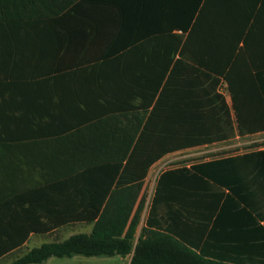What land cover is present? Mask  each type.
I'll list each match as a JSON object with an SVG mask.
<instances>
[{
    "label": "crops",
    "instance_id": "0c3cea01",
    "mask_svg": "<svg viewBox=\"0 0 264 264\" xmlns=\"http://www.w3.org/2000/svg\"><path fill=\"white\" fill-rule=\"evenodd\" d=\"M58 1L64 9L57 16L15 29L22 31L14 38L0 39V72L19 74L0 75V85L10 81L13 89L2 94L9 101L0 108V127L14 132L12 137L19 130L31 136L25 141L0 142V201L16 203L9 211H32V217L38 213L37 217L50 218L49 224L59 228L53 232L88 228L77 235L89 234L96 219L60 223L64 211L118 209V200H125L128 193L136 195V200L125 232L142 198L143 204L133 233L125 237V256L85 258H117L123 264H186L199 249L212 257L228 255L264 264V154H255L264 147L161 170L164 158L183 150L175 151L150 165L140 188L137 182L124 185L125 176L119 180L128 135L140 120L146 122L158 99L163 108L150 122V132L160 130L163 114L168 118L169 138L177 136L172 117L179 112L178 90L176 84L162 89L178 58L180 38L200 30L201 47L192 44L191 49H206L216 37L219 47L231 44L236 51L242 50L247 67H264V0ZM114 3L122 5L123 14ZM194 3L198 4L196 12ZM119 34L125 46L115 42ZM115 49L117 55L112 53ZM217 79L215 92L197 87L184 92L183 113L194 116L187 120L191 139L206 140L185 150L210 153L213 147H236L264 134L256 127L244 133L241 128L244 119L252 129L257 115L264 113V104L260 109L256 103L243 107L239 100L237 117L226 81ZM243 93H250L251 100L264 96L259 90ZM54 134L66 140L51 148L49 138ZM155 138H142L140 148L155 147ZM218 160L209 166L211 170L192 168ZM63 162L89 165L55 179L63 173ZM115 166L117 176L103 197ZM148 180L153 186L146 202ZM145 228L161 233L142 234ZM32 236L40 235H30L25 244Z\"/></svg>",
    "mask_w": 264,
    "mask_h": 264
},
{
    "label": "trees",
    "instance_id": "16d2710c",
    "mask_svg": "<svg viewBox=\"0 0 264 264\" xmlns=\"http://www.w3.org/2000/svg\"><path fill=\"white\" fill-rule=\"evenodd\" d=\"M114 5L118 11L123 14L122 5L119 3H114ZM197 5V3H194L195 12L197 11ZM63 9L64 5L58 0H0V39L9 40L14 38L19 31H22L15 29H23L24 26L29 24L34 23L36 25L37 23L51 19L57 16ZM123 38V34H119L115 38V42L124 44L125 46ZM182 39L183 38H180L178 41V58L172 64L162 89V92H164V89L166 90L171 84H176L178 90L179 112L175 118L172 117L175 119L172 123L177 125V136L176 138L173 136L171 139L169 138L167 130L168 118L163 116V114L160 115V130H156L155 134L150 132V122L156 118L160 110L159 108H163L161 99H158L154 103L150 113H146L148 114L146 122L143 124V120H140L137 128L128 135L129 141L125 146L124 155L125 167L119 178L121 181L125 176L124 185L137 182L136 185L140 188L150 165H152L155 160L163 157L167 153L188 149L192 147L191 144L206 141L201 138L197 140L191 139L190 130L192 127L187 120L194 118V116L183 113L186 107L185 90L190 91L197 87V89H200L202 92H215V88L218 84L217 78L223 77L227 83L229 93L231 94V100L237 117H240L238 114V107L236 106V102H239V100H241V106L243 107L249 106L250 103H256L255 105L260 109V106L264 104V96L260 98L257 97V100H251L249 98L250 93H246V95L243 93L245 91L249 92V89L256 92L259 90L264 93V67H247L244 62L242 50L236 51L235 45L231 44L221 48L217 43L216 37H212L206 49H191L190 46L192 44H199V47H201L200 30H192L184 40ZM232 39L231 37V41ZM117 52L118 50L115 49L112 53L117 55ZM164 73L162 75H165ZM1 74L8 78L19 75L15 71H2L0 72V75ZM251 75L254 76L251 81L242 79L244 76ZM188 78H192L193 81H190ZM207 80H210V83L205 86ZM9 82L10 81H6L5 84L0 85V108L9 101L8 98L2 95L3 92L13 91V89H11L12 84ZM252 94L258 96L257 93ZM163 96L164 94H161V98H163ZM6 106H8V104H6ZM0 118H2V116H0ZM20 118L23 117L21 116ZM186 124L188 125V131H186ZM254 127H256L259 132L264 131V113H259L257 115V122L252 126V129H249L248 121L246 125L244 124L243 119V127L241 126L242 133H244V131H254ZM138 131L140 134H138L139 136L137 138ZM13 134L14 132L0 127V142H8L11 139L25 141L31 138L26 130H19L16 132L15 137H12ZM150 136H156L155 147H146L144 150L141 149L139 144L142 138L146 137V140H149L148 137ZM49 139L51 148H56L63 144L66 137L54 134ZM62 147H65V145ZM255 154H264V150L255 152ZM218 163H220L219 160L207 164H197L192 168L199 171L211 170L210 168L212 167L209 166ZM88 165L89 163L84 162L74 164L63 162L60 167L63 173H60L58 178H54L62 179L71 173L73 174L80 170L84 171L87 169ZM118 170V167L115 166L109 183L110 186H107V190L103 197L105 194H109L111 181L117 176ZM120 181L117 182V186L120 185ZM89 190H92L93 194L97 193L96 189L93 187H90ZM114 192L115 190L113 193ZM2 198L3 196H0V200ZM135 200L136 195L125 193V200L122 202L121 199L118 200V209L106 208L101 211L98 208L93 211L86 210L85 212L76 214L68 210L64 211L60 223H67L75 221L76 219H86L88 221L96 219V223L92 227L91 232L89 234L73 235L59 242L42 244L39 247L28 250L23 256L10 264H42L50 258H71L73 256H125V251H127L125 248V237L129 238L133 233V228L138 220V214L143 204L142 198L131 220L130 226L125 232V224ZM15 204L16 203L10 201H0V259L20 249L26 243L30 235L47 234L59 229L58 226L49 224L50 222L52 223L50 218L48 221L44 216L39 215L37 217L38 213H35L36 217H32L30 215H34L32 211H24L23 213L9 211L11 206L15 207ZM141 233L159 234L161 232H147V228H145ZM197 251H199L198 255L196 254L194 259L186 264H250L249 260L240 257L236 258L228 255L224 257H212L211 254L206 253L204 250L198 249Z\"/></svg>",
    "mask_w": 264,
    "mask_h": 264
},
{
    "label": "rangeland",
    "instance_id": "374dc122",
    "mask_svg": "<svg viewBox=\"0 0 264 264\" xmlns=\"http://www.w3.org/2000/svg\"><path fill=\"white\" fill-rule=\"evenodd\" d=\"M224 84L220 85V91H224ZM251 142H244L242 145L236 147H213L212 152L206 151L205 149H199L195 151L191 150H183L176 154H172L169 157L164 158L159 165L160 169H166L168 167H177V166H186L190 163L196 162L198 160H202L205 157H218L223 154H231V153H239L244 151H250L256 149L257 147H264V134H259L252 138ZM152 181L148 180L144 184V193H145V201L149 199V196L152 191ZM88 228H74V227H66L53 232L49 235H40V236H32L27 244L22 246L20 249L4 256L0 259V264H10L16 261L18 258L23 256L28 250L33 247H38L44 242L52 243L56 241H61L73 236L76 233H82L87 231ZM124 262L119 261L117 258H85L75 256L72 258H50L42 264H123Z\"/></svg>",
    "mask_w": 264,
    "mask_h": 264
}]
</instances>
